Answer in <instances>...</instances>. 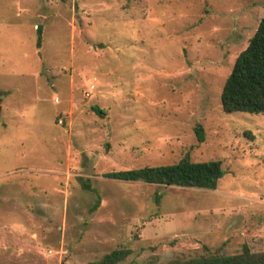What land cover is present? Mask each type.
I'll return each mask as SVG.
<instances>
[{"label": "rangeland", "instance_id": "obj_1", "mask_svg": "<svg viewBox=\"0 0 264 264\" xmlns=\"http://www.w3.org/2000/svg\"><path fill=\"white\" fill-rule=\"evenodd\" d=\"M263 14L264 0H0V264L264 251V114L220 103ZM186 153L221 161L215 189L103 176Z\"/></svg>", "mask_w": 264, "mask_h": 264}, {"label": "trees", "instance_id": "obj_2", "mask_svg": "<svg viewBox=\"0 0 264 264\" xmlns=\"http://www.w3.org/2000/svg\"><path fill=\"white\" fill-rule=\"evenodd\" d=\"M42 26L36 28V47L42 42ZM221 108L224 113L246 112L264 114V14L259 20L246 47L235 57L232 68L226 76L220 93ZM92 110L103 116L104 110L92 106ZM194 132L199 141H203L202 127L197 124ZM225 174L221 161H192L188 153L178 161L168 164L145 165L138 168L112 170L104 177L122 181H143L162 186L194 187L213 190L218 180ZM85 189L95 193L90 211L100 204L96 189L85 182ZM131 250L118 246L91 264H118ZM147 264H157L149 262ZM162 264H264V251L253 252L243 244L239 252L222 254L219 252L201 254L186 259L174 258Z\"/></svg>", "mask_w": 264, "mask_h": 264}, {"label": "built area", "instance_id": "obj_3", "mask_svg": "<svg viewBox=\"0 0 264 264\" xmlns=\"http://www.w3.org/2000/svg\"><path fill=\"white\" fill-rule=\"evenodd\" d=\"M94 88H95V86L93 84L89 85L88 88L86 90H84L83 95L85 97H88L92 93V91L94 90ZM59 122H61V120H59Z\"/></svg>", "mask_w": 264, "mask_h": 264}]
</instances>
